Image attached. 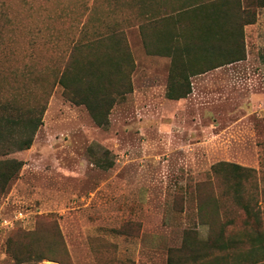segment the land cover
<instances>
[{
    "label": "rangeland",
    "instance_id": "obj_1",
    "mask_svg": "<svg viewBox=\"0 0 264 264\" xmlns=\"http://www.w3.org/2000/svg\"><path fill=\"white\" fill-rule=\"evenodd\" d=\"M137 1L0 0V90L46 101L31 146L10 155L23 165L0 196V264H264V6L239 0L253 16L244 59L172 100ZM103 19L125 32L132 91L97 126L56 81Z\"/></svg>",
    "mask_w": 264,
    "mask_h": 264
},
{
    "label": "trees",
    "instance_id": "obj_2",
    "mask_svg": "<svg viewBox=\"0 0 264 264\" xmlns=\"http://www.w3.org/2000/svg\"><path fill=\"white\" fill-rule=\"evenodd\" d=\"M258 1L264 6V0ZM136 8L145 50L170 58L168 99L185 98L191 92L192 76L245 57L243 26L253 16L248 17L239 0H140ZM84 37L61 61L56 83L68 101L84 105L93 122L104 126L116 98L132 91L133 59L117 22L103 19ZM18 95L0 90V196L23 165L10 155L31 146L46 107L45 99L33 104ZM260 223L253 239L264 249V217Z\"/></svg>",
    "mask_w": 264,
    "mask_h": 264
},
{
    "label": "built area",
    "instance_id": "obj_3",
    "mask_svg": "<svg viewBox=\"0 0 264 264\" xmlns=\"http://www.w3.org/2000/svg\"><path fill=\"white\" fill-rule=\"evenodd\" d=\"M23 218V213L21 211H18L14 214V219L15 220H19ZM2 223L6 226L12 227L14 225V220H12L11 218H4L2 220Z\"/></svg>",
    "mask_w": 264,
    "mask_h": 264
},
{
    "label": "crops",
    "instance_id": "obj_4",
    "mask_svg": "<svg viewBox=\"0 0 264 264\" xmlns=\"http://www.w3.org/2000/svg\"><path fill=\"white\" fill-rule=\"evenodd\" d=\"M218 68V67H217ZM214 69H216V68H214ZM213 70V69H212ZM209 71H211V70H209ZM208 72V71H207ZM206 73V72H205ZM205 73H201V74H199V75H203V74H205ZM195 76H198V75H195ZM195 76H192V77H195ZM191 77V78H192Z\"/></svg>",
    "mask_w": 264,
    "mask_h": 264
}]
</instances>
